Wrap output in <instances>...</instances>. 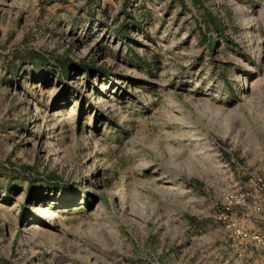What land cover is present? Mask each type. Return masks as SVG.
<instances>
[{
  "label": "rangeland",
  "instance_id": "obj_1",
  "mask_svg": "<svg viewBox=\"0 0 264 264\" xmlns=\"http://www.w3.org/2000/svg\"><path fill=\"white\" fill-rule=\"evenodd\" d=\"M225 194L264 238V0H0V264H264Z\"/></svg>",
  "mask_w": 264,
  "mask_h": 264
},
{
  "label": "built area",
  "instance_id": "obj_2",
  "mask_svg": "<svg viewBox=\"0 0 264 264\" xmlns=\"http://www.w3.org/2000/svg\"><path fill=\"white\" fill-rule=\"evenodd\" d=\"M29 3H34L37 0H26ZM258 183H261V180L257 179ZM240 206L243 208L251 209L252 211H259L258 206H252L251 208L245 202V198L242 195L233 196L231 194H225L222 198V201L215 212V219L222 223L226 229H229L233 239L247 242L252 245L256 250L263 252L264 254V238L257 233L246 232L239 229L234 222L231 221L229 212L232 207Z\"/></svg>",
  "mask_w": 264,
  "mask_h": 264
},
{
  "label": "trees",
  "instance_id": "obj_3",
  "mask_svg": "<svg viewBox=\"0 0 264 264\" xmlns=\"http://www.w3.org/2000/svg\"><path fill=\"white\" fill-rule=\"evenodd\" d=\"M211 27H214L216 29H220L222 27V21L220 20V18L216 17V16H210V19L207 21ZM210 42V40H209ZM69 66H71L72 68H79V69H84L85 72L90 73L91 71H95L98 73H102L103 70L102 69H98V68H93L91 66H86L84 64H80V63H72L70 61H65L64 63L60 62L57 64L58 70H59V78L60 79H64L65 77H67L68 74V69Z\"/></svg>",
  "mask_w": 264,
  "mask_h": 264
},
{
  "label": "crops",
  "instance_id": "obj_4",
  "mask_svg": "<svg viewBox=\"0 0 264 264\" xmlns=\"http://www.w3.org/2000/svg\"><path fill=\"white\" fill-rule=\"evenodd\" d=\"M37 1H38V0H37ZM37 1H36V2H37ZM52 1H54V2H60L61 0H52ZM34 3H35V2H34Z\"/></svg>",
  "mask_w": 264,
  "mask_h": 264
}]
</instances>
